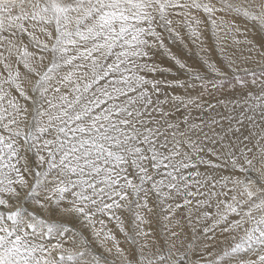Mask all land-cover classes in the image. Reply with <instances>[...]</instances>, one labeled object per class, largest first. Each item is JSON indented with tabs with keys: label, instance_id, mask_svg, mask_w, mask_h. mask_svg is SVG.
Listing matches in <instances>:
<instances>
[{
	"label": "snow or ice",
	"instance_id": "obj_1",
	"mask_svg": "<svg viewBox=\"0 0 264 264\" xmlns=\"http://www.w3.org/2000/svg\"><path fill=\"white\" fill-rule=\"evenodd\" d=\"M0 264H264V0H0Z\"/></svg>",
	"mask_w": 264,
	"mask_h": 264
},
{
	"label": "bare ground",
	"instance_id": "obj_2",
	"mask_svg": "<svg viewBox=\"0 0 264 264\" xmlns=\"http://www.w3.org/2000/svg\"><path fill=\"white\" fill-rule=\"evenodd\" d=\"M240 39H243V37H239Z\"/></svg>",
	"mask_w": 264,
	"mask_h": 264
}]
</instances>
